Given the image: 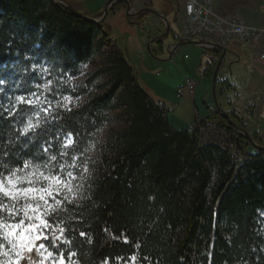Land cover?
<instances>
[{"label":"trees","instance_id":"1","mask_svg":"<svg viewBox=\"0 0 264 264\" xmlns=\"http://www.w3.org/2000/svg\"><path fill=\"white\" fill-rule=\"evenodd\" d=\"M212 53L207 76L220 60L218 50ZM0 80V112L32 92L51 102L48 123L2 149L13 165L49 143L50 153H58L69 132L77 150L95 152L86 153L91 179L83 199L53 218L64 220L70 241L54 254L63 252L69 264L127 263L132 256L136 264H264V151L247 144L217 110L209 121L227 141L205 139L212 128L205 121L176 129L104 22L91 23L52 0H0ZM38 110L18 104L15 116L4 112L0 141L19 136L29 117L35 123ZM70 252L77 255L69 259Z\"/></svg>","mask_w":264,"mask_h":264},{"label":"snow or ice","instance_id":"2","mask_svg":"<svg viewBox=\"0 0 264 264\" xmlns=\"http://www.w3.org/2000/svg\"><path fill=\"white\" fill-rule=\"evenodd\" d=\"M42 71L47 72L48 69L43 68ZM3 83L0 80V85ZM51 83L49 80L42 85L45 92L51 91ZM39 87L41 85H37ZM15 100V104L4 109L9 117L15 116L18 104L36 105L39 110L35 113V123L29 117L23 128L18 130L19 136L13 139L10 134L7 145L0 141V257L5 258L0 264H46L49 261L50 264H66L63 252L54 254L51 250L70 243L65 236L66 228L62 226L64 220L59 223L52 221L54 217L59 218L62 213H68V205H78L79 199H83L81 192L87 179L85 174L90 175V157L86 156L90 148L77 150L72 133L69 132L58 153H50L49 143L42 146L41 154L24 159L22 166L13 165L6 159L9 152L2 149L9 145L15 147L20 136H27L30 131L35 132L42 123L49 122L48 117L51 115V102L47 99L41 101L36 92L30 93L27 99L24 95H18ZM64 101H71V97L65 96ZM45 102L48 103L47 108L42 106ZM60 106L71 111L67 103ZM2 107L0 104V108ZM41 111L46 114L43 118L40 117ZM4 112H0V116ZM22 146L27 147V143ZM60 158H63V162ZM79 234L86 235L83 231ZM42 240H51V243L46 245L40 242ZM76 255L77 253L70 252L69 259ZM131 259L135 261L136 256ZM72 264H77V261L73 260Z\"/></svg>","mask_w":264,"mask_h":264},{"label":"crops","instance_id":"3","mask_svg":"<svg viewBox=\"0 0 264 264\" xmlns=\"http://www.w3.org/2000/svg\"><path fill=\"white\" fill-rule=\"evenodd\" d=\"M64 1L69 3L73 8H75L82 14H85L86 16L92 18H101L104 16L108 4L111 0ZM131 6L133 8V11L142 10L144 8H151L156 10L161 15H163L170 23V32L163 41L156 42L158 38H160L166 31L164 22L152 14H145L142 17L133 19L131 16H129L125 4L123 2H117L109 9V12L104 18V24L108 29V34L113 44L116 45L113 40V32L117 28H119L121 24H125L126 21L132 27L136 26L138 28H150L151 31L149 30L148 32V48H150V51H152L154 55L165 58L166 61H170L174 57L170 54V49L172 47L184 42L191 41H184L179 37V21L183 15L184 0H131ZM214 8L219 14L223 16L241 17L249 25L264 29V0H214ZM151 17H155V20H153V18ZM200 43H203V41ZM205 43L214 44L213 42ZM238 45L241 46V44L237 43H232L228 46L221 45L227 49V54L220 69V73L222 72L220 77H223V79H229L233 88L234 84L238 87V91L241 92L245 90L247 99L255 98V100H257L259 98V100H261V92H263L264 94V62H255V56L257 52L264 51V38L254 50L245 45H243V47H238ZM194 46L198 47L201 51V53L199 52V57L197 60L199 63L198 72L200 75V80H195L197 82V92L193 97L190 96L186 90L184 91L183 96H187L188 103L192 102V104L194 105L195 117L194 119H192V121H190L188 125L190 127H195L202 121L206 122L207 119L213 114L211 105H213L212 102L214 103V101H212L211 99V83L206 75V71L208 64L214 59V54L212 53V51L217 50L215 48L209 49L202 45ZM116 47L119 49L117 45ZM218 51L220 52L219 55L221 59L223 52L220 50ZM178 52L179 49L177 50L176 54ZM185 59L190 60L187 55L185 56ZM250 73H253L254 76H251ZM135 76L138 79V75L136 74V72ZM144 86L145 89L148 90L149 94L152 93L151 95L153 97L151 96V99L158 104L166 107L168 103H170L172 104V108L174 109L181 108L180 106L183 105V102H181L182 104L180 103L182 97L178 96V90L182 89L184 86L179 87V89L176 91V96L173 95L174 99L173 96L170 98V95H168L169 86H167L166 84H162L161 82L159 83L158 81H156L151 85L145 83ZM152 89H154L156 93H154ZM172 93H174V91H172ZM169 114L170 111L168 110V117L171 121ZM250 152L254 153V150L250 149Z\"/></svg>","mask_w":264,"mask_h":264},{"label":"rangeland","instance_id":"4","mask_svg":"<svg viewBox=\"0 0 264 264\" xmlns=\"http://www.w3.org/2000/svg\"><path fill=\"white\" fill-rule=\"evenodd\" d=\"M151 18L155 20V17H151ZM149 30L151 31V29L148 27H141V28H138L136 26L132 27L126 21L125 24H121V26L113 32L112 34L113 40L116 43V45L119 47V49L122 51V53L130 63V65L134 68L136 74L138 75V82L141 85V87L145 89L144 86L145 83L151 85L154 84L156 81H158L159 83L161 82L162 84H166L167 86H169L168 95H170L171 98L173 95L176 96L175 94L176 91L179 89V87L184 86L186 79L191 78L196 81L200 80V75L198 72L199 63L197 60L199 57V52L201 53V51L198 47L194 45H186L181 49H179V52L177 54L175 53L176 55L174 54L173 59L170 61H166L165 58L156 56L154 54L151 55L148 52ZM238 47H243V45L241 46L238 45ZM186 55L190 58V60L185 59ZM255 62L258 61L255 59ZM215 69L212 72H210V74L207 76L211 83L212 101H213L212 80ZM158 73L160 74L159 76H157ZM221 73L219 71L217 85H216V95L220 109L222 110V112L226 113L230 117L231 121L234 122L239 128L247 132L255 143H257L260 146H264L263 92H261L262 93L261 100H259V98L257 100H255V98L247 99L245 90L241 92L238 91V87L235 84L233 88L229 79H223V77L222 78L220 77ZM250 75L254 76L253 73H250ZM171 90L174 91V93H172ZM145 91L150 97L152 96L151 92H150L151 94H149L148 90L145 89ZM152 91L156 93L154 89H152ZM33 99L35 98L33 97ZM181 99L182 100H180V103L183 102V105L180 106L181 108L174 109L172 108L173 106L170 103H168V105L166 106L167 109L170 111L169 116L171 118V121L174 124L175 128L178 130L184 129L185 127L187 128L190 121H192V119H194L195 117L194 105L192 104V102L188 103L187 96L182 97ZM212 104L213 105H211L212 106L211 108H212V113H213L212 116H213L214 115L213 111H216L217 108L213 102ZM212 116H210L209 118H211ZM209 118L207 119L206 122L209 124L208 126L212 128L207 131L204 130L203 132V134L205 135L204 138L207 140L210 139L216 140L218 142L227 141L229 137L225 135V133H219L215 131L216 129H213L215 122L209 121ZM112 126L109 127L108 129L106 128L103 130V132L100 134L101 139L106 136V134L112 128ZM245 142L249 144L247 140ZM247 151H250V149H247ZM89 155L92 158L93 156H95V152L93 149L90 151ZM246 156H247L246 154L242 155L243 157L242 160H245ZM89 162H88V168L90 171V175L85 174L87 176V179L84 182V188L82 189L81 195L83 194L86 185L89 184L91 179V169ZM262 217L264 218V213L262 214ZM4 259H5L4 257H0V261H3ZM46 264H50V261L46 262ZM66 264L69 263L66 262ZM118 264H136V261L131 260L127 263H118Z\"/></svg>","mask_w":264,"mask_h":264},{"label":"built area","instance_id":"5","mask_svg":"<svg viewBox=\"0 0 264 264\" xmlns=\"http://www.w3.org/2000/svg\"><path fill=\"white\" fill-rule=\"evenodd\" d=\"M179 24L181 40L203 41L201 45L209 49H213L216 44L228 46L237 43L254 50L264 38V29L249 25L241 17L219 14L214 8V0H184L183 15ZM172 49L173 47L170 51ZM255 57L258 62H264V51L257 52ZM159 75L158 73L157 76ZM196 88L197 82L188 78L184 87L178 90V96L183 97L186 90L193 97ZM229 148L236 151L233 145H229ZM239 159H243L241 153Z\"/></svg>","mask_w":264,"mask_h":264},{"label":"water","instance_id":"6","mask_svg":"<svg viewBox=\"0 0 264 264\" xmlns=\"http://www.w3.org/2000/svg\"><path fill=\"white\" fill-rule=\"evenodd\" d=\"M52 1L55 4L60 5L63 8H65L68 12L72 13L73 15H75L77 17H80V18H83V19H85V20H87V21H89L91 23H94V24H101L102 22H104V18L106 16V14L109 12V9L115 3H117V2H123L125 4V7H126V9L128 11L129 16H131L132 18L142 17L145 14H152V15L158 17L159 19H161L164 22V24L166 26V31H165V33L160 38H158V40L156 42L163 41L168 36V34L170 32V29H171L170 28V23L168 22V20L163 15H161L159 12H157L154 9L144 8L142 10H135V11H133V8L131 6V0H111L109 2V4H108V7L106 9V12H105L104 16L101 17V18H92V17L86 16L85 14H82L81 12H79L78 10H76L75 8H73L69 3H67L64 0H52ZM201 44L202 43L196 42V41L184 42V43L175 45L173 47V49L170 51V54H171V56H173L178 49H180V48H182V47H184L186 45H201ZM214 48L223 52L222 57L219 60L217 66H216V69H215V72H214V75H213V80H212V97H213L214 104H215L218 112L220 114H222L225 118H227L229 120V122L235 128V130L238 133H241L242 135L245 136V138L249 142L250 146H252L257 151L262 152V151H264V146H260L257 143H255L247 132H245L243 129L239 128L234 122L231 121L230 117L226 113L222 112V110L220 109V107L218 105L217 95H216V85H217V79H218L219 71L221 69V66L223 65L224 59H225L226 54H227V49L224 48L221 45H215ZM148 52L149 53L151 52L150 51V48H148Z\"/></svg>","mask_w":264,"mask_h":264}]
</instances>
